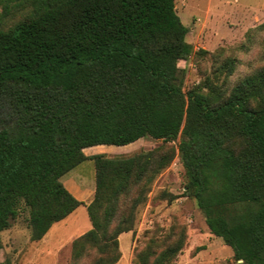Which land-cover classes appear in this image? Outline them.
<instances>
[{"label": "trees", "instance_id": "trees-1", "mask_svg": "<svg viewBox=\"0 0 264 264\" xmlns=\"http://www.w3.org/2000/svg\"><path fill=\"white\" fill-rule=\"evenodd\" d=\"M187 34L176 0H0V232L23 206L42 240L85 206L62 179L92 161V228L71 264H117L120 235L178 157L211 233L241 264H264V67L230 83L238 59L221 50L214 77L186 90ZM144 138L163 143L130 158L85 153ZM185 241L174 227L133 264H171Z\"/></svg>", "mask_w": 264, "mask_h": 264}, {"label": "rangeland", "instance_id": "rangeland-1", "mask_svg": "<svg viewBox=\"0 0 264 264\" xmlns=\"http://www.w3.org/2000/svg\"><path fill=\"white\" fill-rule=\"evenodd\" d=\"M176 9L182 23L188 28L186 41L193 48V53L180 62V68L186 72V90L206 77H214L216 59L211 54L221 50L225 56L238 59V67L230 83L264 67V0H176ZM250 37L253 43L247 49ZM202 49L210 54L199 56L197 53ZM162 143L161 140L144 138L126 146L86 149L85 153L88 156L104 154L109 158H130ZM78 170H81L82 183L91 187L94 181L93 163L84 162ZM184 184V168L176 157L153 182L147 201L139 206L134 229L122 239L119 264H133L136 253L150 239L162 240L174 227L185 230L186 241L171 264L242 263L235 259L231 247L211 233L195 200L184 196ZM171 196L176 198L171 200ZM85 206H80L58 224L51 241L45 243L42 240L31 241L29 210L22 206L18 216L11 221V226L0 232V262L71 264L73 241L91 228Z\"/></svg>", "mask_w": 264, "mask_h": 264}, {"label": "crops", "instance_id": "crops-1", "mask_svg": "<svg viewBox=\"0 0 264 264\" xmlns=\"http://www.w3.org/2000/svg\"><path fill=\"white\" fill-rule=\"evenodd\" d=\"M96 147H101V146H96ZM95 147L92 148H88L89 150H93ZM88 162V161H86ZM91 163H93L92 161H89ZM79 168V167H78ZM78 168L72 172H70L68 175H66L62 181L65 185V187L69 190V192L71 194H73L79 201L85 202L87 203L88 201H92V197L95 194V170L94 172H92V176L94 177V181L92 186L88 187L87 184L82 183V179L80 178L81 175V170H78ZM89 202V203H90ZM89 203H87L86 205H88ZM87 207V206H85ZM66 220V219H65ZM65 220L58 222L56 224H54L50 230L48 231V233L44 236V238L42 239L41 242H50L51 239L54 236V232L56 231L57 226H59L58 224H61L62 222H64ZM92 228V225H91ZM91 228H88V230H90ZM87 230V231H88ZM128 233H123L120 235L119 237V241H120V246L122 245V239L124 236H127ZM122 250V249H121ZM121 261L118 262V264Z\"/></svg>", "mask_w": 264, "mask_h": 264}, {"label": "clouds", "instance_id": "clouds-1", "mask_svg": "<svg viewBox=\"0 0 264 264\" xmlns=\"http://www.w3.org/2000/svg\"><path fill=\"white\" fill-rule=\"evenodd\" d=\"M245 71H247V70H245Z\"/></svg>", "mask_w": 264, "mask_h": 264}]
</instances>
